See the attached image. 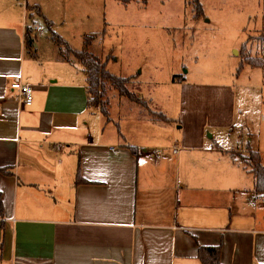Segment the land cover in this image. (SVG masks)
I'll use <instances>...</instances> for the list:
<instances>
[{
    "label": "crops",
    "instance_id": "crops-1",
    "mask_svg": "<svg viewBox=\"0 0 264 264\" xmlns=\"http://www.w3.org/2000/svg\"><path fill=\"white\" fill-rule=\"evenodd\" d=\"M67 11L66 0H0V264H202L199 245H220L222 264H264V194L240 160L250 149L264 164V147L250 130L235 144V92L173 74L178 116L125 118L124 134L119 114L88 103L85 68L51 38L92 53L86 33L80 49L69 44ZM13 81L32 89L30 105ZM205 91L228 113L200 114ZM252 97L264 106V93Z\"/></svg>",
    "mask_w": 264,
    "mask_h": 264
},
{
    "label": "rangeland",
    "instance_id": "rangeland-1",
    "mask_svg": "<svg viewBox=\"0 0 264 264\" xmlns=\"http://www.w3.org/2000/svg\"><path fill=\"white\" fill-rule=\"evenodd\" d=\"M89 2L66 0L69 22L62 29L69 35V44L76 49L81 46L80 34H95L90 49L92 54L101 62L108 59L106 69L109 72L122 77L132 75L126 88L138 101H131L113 88L107 90L112 116L119 114L122 118L115 119L122 133L132 134L133 131L132 122L125 118L159 117L158 110L177 117L180 88L171 85L169 78L182 74L186 82L197 86L231 87L235 92L233 101L230 97L226 99L234 102L235 144H241L240 135L248 140L250 130L254 141L258 138L264 147V106L257 110L252 103L253 91L264 93V70L244 63L242 69L235 72L244 41L249 54H260L259 42L249 38L263 28V0H201L204 16L197 20L192 17L191 6L185 0H147L146 3L98 0V5ZM48 32L38 34V39L43 40ZM195 97L211 104V107L200 108V114L228 113L223 97L217 92L205 91ZM117 102L120 105L116 108ZM92 105L100 109V105ZM177 126L166 128H171L175 134L180 130ZM243 143L245 147L247 142L243 140ZM248 156L240 157L247 168Z\"/></svg>",
    "mask_w": 264,
    "mask_h": 264
},
{
    "label": "trees",
    "instance_id": "trees-1",
    "mask_svg": "<svg viewBox=\"0 0 264 264\" xmlns=\"http://www.w3.org/2000/svg\"><path fill=\"white\" fill-rule=\"evenodd\" d=\"M122 3H128L130 0H120ZM142 3H146L147 0H140ZM188 5L191 6L192 17L199 19L203 15V8L201 0H185ZM28 8V6H27ZM263 18H264V0H263ZM49 24V23H48ZM31 30L27 28L26 31V44L28 48L32 47L33 38L31 37ZM96 37L95 34L87 35L84 37V43L89 44ZM51 38L60 46L61 52L64 55H72L84 68L86 73L87 91L89 94L88 103L100 105V111L104 116L109 115V98L107 90L113 88L117 90L120 95L128 97L131 101H138L134 99L126 88V83L132 77H122L114 73L109 72L106 69L105 62H101L91 52L80 49H72L59 35L51 33ZM255 39L260 44V54L251 55L245 49L246 41H244L240 48L241 59L236 68V74L242 69L243 64L246 63L252 67H258L264 70V25L259 33L255 36H251L249 39ZM173 76L172 79H175ZM158 113V112H155ZM161 114V113H160ZM157 116V117H156ZM153 120H161L169 122L170 119L166 118L163 114L156 115ZM249 156L246 158L249 166V172L252 173L254 178V191L256 193L264 194V164H262L261 156L258 152L249 149ZM79 175L76 177V182H79ZM220 245L215 246H198V255L202 264H222L220 261Z\"/></svg>",
    "mask_w": 264,
    "mask_h": 264
},
{
    "label": "built area",
    "instance_id": "built-area-1",
    "mask_svg": "<svg viewBox=\"0 0 264 264\" xmlns=\"http://www.w3.org/2000/svg\"><path fill=\"white\" fill-rule=\"evenodd\" d=\"M34 31L42 32L43 27L36 22H31L29 25ZM11 88L17 92V96L20 99L22 105L28 106L33 100L32 89L19 81H13L10 84Z\"/></svg>",
    "mask_w": 264,
    "mask_h": 264
}]
</instances>
